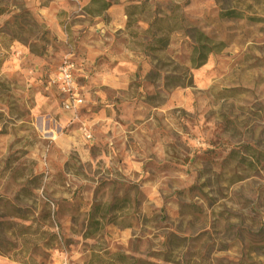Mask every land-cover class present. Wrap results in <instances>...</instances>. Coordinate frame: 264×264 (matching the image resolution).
<instances>
[{"label":"rangeland","instance_id":"obj_1","mask_svg":"<svg viewBox=\"0 0 264 264\" xmlns=\"http://www.w3.org/2000/svg\"><path fill=\"white\" fill-rule=\"evenodd\" d=\"M87 1L0 0V264H264V0Z\"/></svg>","mask_w":264,"mask_h":264},{"label":"trees","instance_id":"obj_2","mask_svg":"<svg viewBox=\"0 0 264 264\" xmlns=\"http://www.w3.org/2000/svg\"><path fill=\"white\" fill-rule=\"evenodd\" d=\"M240 1V0H238ZM90 4H100V7L92 12H90L91 15H100L104 11L107 10L108 7L111 6L110 3H105L102 0H90ZM137 7H131L128 8V10L125 11L126 17H127V23L126 27H129V23L133 20L132 17L135 14V10ZM221 17L229 18V19H239L242 18V14L235 11V10H229L225 11L220 14ZM174 29H169L168 33L170 34ZM193 39H194V45L192 47L191 56H190V63L191 65L197 69L201 66H203L208 58L209 55L213 53H218L222 49L221 43H213L208 37L204 36L201 33L194 32L193 33ZM166 38H159L157 39V44H165Z\"/></svg>","mask_w":264,"mask_h":264},{"label":"built area","instance_id":"obj_3","mask_svg":"<svg viewBox=\"0 0 264 264\" xmlns=\"http://www.w3.org/2000/svg\"><path fill=\"white\" fill-rule=\"evenodd\" d=\"M71 68L72 66L68 63H64V65H62L59 68V81L62 84V88L64 91L69 92L70 90L73 89V79L71 76ZM75 101L73 100L72 103H74ZM72 107L71 103L68 101L65 105L66 109H70ZM63 264H67L66 262H63Z\"/></svg>","mask_w":264,"mask_h":264},{"label":"crops","instance_id":"obj_4","mask_svg":"<svg viewBox=\"0 0 264 264\" xmlns=\"http://www.w3.org/2000/svg\"><path fill=\"white\" fill-rule=\"evenodd\" d=\"M89 3H90V0H88V1L86 2L87 5H88ZM110 7H111V6H110ZM110 7H108L107 10L104 11L102 14H100V15H95L94 17L99 18V17L103 16V14L106 13V14H108V15L111 16V21H112V23H113L115 20H118L119 24L124 23L125 20H126V18L124 17L123 12H120V10L117 9V8H112V9H111ZM125 15H126V14H125ZM126 23H127V22H126ZM117 70H119V69H117Z\"/></svg>","mask_w":264,"mask_h":264}]
</instances>
